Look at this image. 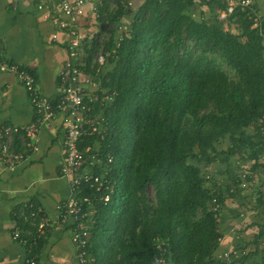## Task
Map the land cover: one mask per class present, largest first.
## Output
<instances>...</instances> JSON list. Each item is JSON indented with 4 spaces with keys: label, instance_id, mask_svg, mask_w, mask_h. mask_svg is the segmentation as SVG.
I'll return each instance as SVG.
<instances>
[{
    "label": "trees",
    "instance_id": "obj_1",
    "mask_svg": "<svg viewBox=\"0 0 264 264\" xmlns=\"http://www.w3.org/2000/svg\"><path fill=\"white\" fill-rule=\"evenodd\" d=\"M193 1L144 0L119 41L116 25L129 7L108 11L101 18L114 24L104 42L106 71L90 62L96 45L86 49L83 71L95 75L111 98L101 113L104 135L77 143L95 151L92 142H99L94 173L113 185L108 202L95 205L89 249L95 264H156L157 238L168 264H247L257 256L255 264H264V220L253 248L215 256L223 233L209 202H223L235 191L222 188L214 173L206 178L198 166L224 155L233 182L229 159L236 154L253 159L252 170L260 166L258 135L249 129L264 114V28L253 26L251 12L239 7L226 17L236 32L217 18L195 19L188 12ZM197 1H221L226 8L225 0ZM224 140L228 146L218 150ZM257 200L261 208L260 194Z\"/></svg>",
    "mask_w": 264,
    "mask_h": 264
},
{
    "label": "crops",
    "instance_id": "obj_2",
    "mask_svg": "<svg viewBox=\"0 0 264 264\" xmlns=\"http://www.w3.org/2000/svg\"><path fill=\"white\" fill-rule=\"evenodd\" d=\"M143 2L131 0L135 4L134 12ZM250 2L264 28V0ZM221 4V1L212 5L200 4L194 0L188 12L195 19L217 18L223 27L236 32L237 25L228 24L225 7ZM104 9L99 15L92 13L86 4L84 16L76 17L78 29L92 38L90 43H94L95 37L107 28L114 27L112 22L101 20L109 13L107 8ZM61 19H66V15L59 0H0L2 57L34 74L39 91L53 98L60 92L59 72L68 55L69 36L55 23ZM120 25L127 27L124 23L116 27ZM31 122L38 126L33 137L37 149L14 167L6 166L0 159V264H29L30 260L33 264H76V250L71 241L73 224L69 219L62 222L57 210L58 204L70 195L69 179L59 171L64 161V113L58 112L51 121L38 123L18 78L13 73L0 72V126L21 127ZM14 139L16 149L21 148L20 136L16 135ZM92 146L94 150L99 147L95 142ZM82 149L85 156L94 152L89 145ZM212 173L219 175V172ZM229 201L227 199L226 203ZM29 204L41 207L48 219L49 226L41 232L26 219ZM229 215L233 218L229 223L224 222L226 218L220 221L218 218L223 237L225 233L230 235L240 231L244 223L241 220L246 219L241 217L247 216H242L241 212ZM16 228L20 229L22 239L13 236Z\"/></svg>",
    "mask_w": 264,
    "mask_h": 264
},
{
    "label": "built area",
    "instance_id": "obj_3",
    "mask_svg": "<svg viewBox=\"0 0 264 264\" xmlns=\"http://www.w3.org/2000/svg\"><path fill=\"white\" fill-rule=\"evenodd\" d=\"M104 1L105 5L103 4ZM59 3L63 13L66 15V19L55 20V23L58 29L66 31L69 36L67 44L68 55L58 77L59 94L54 98L45 96L39 91L34 74L17 63L6 61L1 54V39L0 72H10L18 78L25 89L38 123L51 121L58 112L64 113V137L62 142L64 161L60 164L59 171L69 179L70 195L65 201L58 204V217L62 222L69 219L73 224L71 241L76 250V264H95V259L89 251L90 227L94 221L95 205L97 202H108L113 185L110 184L104 174L94 173V166L100 163L98 150H95L89 156H85V152L77 146L78 141L84 136L96 134L102 137L105 133L104 125L106 122L101 113L94 112L98 96L95 93L87 92L82 85V74L84 72L82 67L86 65V49L89 48L92 38L88 37L84 31L78 29L76 17L84 16L86 4L90 6L92 13L97 14L100 6H103V10L107 8L109 11L112 8H118L120 5L125 8L129 7L132 3L131 0H59ZM236 7L251 12L253 26L260 22L256 11L251 6L250 0H226L225 13H231ZM262 36L264 38V34ZM108 37L109 35L103 38L100 34L95 37L94 44L96 46L100 45V51L98 50L99 52H95L91 57L98 66L104 63L107 53L104 51L103 40H107ZM115 39L119 41L121 35L115 37ZM90 84L95 88L96 84L94 81H91ZM252 131L258 135V143L261 147L260 155L256 160L260 166L252 170L253 159H245L247 160L246 162L251 163L249 165L238 159L237 165L239 168L232 169L235 183L232 180L231 183H234V185L232 187L229 185V191L231 192L237 187L248 190L249 188L256 189L258 185L263 184L262 186H264V183L261 184L256 179L258 178L256 172L264 171V114L259 116ZM37 132L38 126L35 122L21 127L14 125L0 126L1 161L8 167H14L24 161L31 152L37 149L33 141V137ZM16 135L20 136L21 148L19 149L15 147L14 137ZM110 159L108 158V161ZM205 177L209 178V175L207 174ZM84 187L93 189L95 193L92 195L85 194L83 192ZM256 191H260L258 195H261L263 202L259 212L261 216H264V188ZM211 202L212 210L214 212L219 211L220 202L216 198H212ZM28 208L26 219L32 222L38 232L49 226L48 219L41 207L29 204ZM236 228L239 229L240 226L236 225ZM13 236L22 239L19 228L13 231ZM155 246L158 250L155 263L168 264L164 256L163 243L158 238ZM229 254V252H224L223 258L227 259ZM29 264H33V261L30 260Z\"/></svg>",
    "mask_w": 264,
    "mask_h": 264
},
{
    "label": "rangeland",
    "instance_id": "obj_4",
    "mask_svg": "<svg viewBox=\"0 0 264 264\" xmlns=\"http://www.w3.org/2000/svg\"><path fill=\"white\" fill-rule=\"evenodd\" d=\"M128 8V7H126ZM117 8H112L110 9V14H113L116 11ZM135 11V4H131V6H129V11L122 14L119 17V24L120 23H124L128 26V24H130L131 20H132V15ZM123 16V17H122ZM122 17V18H121ZM121 18V19H120ZM118 24V25H119ZM112 28V26L110 27ZM126 27L120 25V27H116L115 29V33H114V38L116 36H120L122 34V32H124ZM119 29V30H118ZM95 30V29H94ZM118 30V31H117ZM95 32V31H93ZM103 38H106L107 35H109L110 33L108 31H104L103 33H100ZM106 39L103 40V42H105ZM90 48V47H89ZM100 45H97L94 52L91 53V55H93L95 52L98 53L100 50ZM99 50V51H98ZM88 56L87 52H86V57ZM106 59V57H105ZM104 59V63L100 66H98L96 64V66L101 67L100 70L101 71H106V69L110 66V64H108ZM90 62L91 64H95L93 58H90ZM87 65V62H86ZM85 65V66H86ZM223 69L231 76H233V72L231 70H229L228 68H226L225 66L223 67ZM85 72V71H84ZM82 74V85L86 88V90L90 93H95L98 96V101L95 103V108L97 109V112L94 110V112L96 113H102V108H104L105 106H107L111 100L110 96H108L106 94L107 89L104 87H101L99 80H97V77H95V75L85 72ZM91 81L95 82V88L90 84ZM97 146H99V142L95 143ZM228 146V141L224 140L221 143H219L217 145V149L218 150H225L226 147ZM238 154H236L235 156L231 157L229 159V162L231 164V169L234 168H239V166L237 165V160H238ZM224 155H219V157L214 161L211 162L209 164H198V166L201 168L202 172L204 174H208V175H213V171L215 172H219V175H215V179L217 180L218 184H220L223 188H225L227 185H230V187H232V185H234V183L232 184L230 182V179L227 178V164L224 162H220L221 158H223ZM242 161H244L243 163L246 165H249L251 163L246 162L247 160L245 159H240ZM188 161H190L188 159ZM94 169V168H93ZM260 170V169H259ZM256 176L258 178L257 181L264 183V171H257L256 172ZM208 183V186H210V183ZM263 185V184H262ZM262 185H258L256 189L254 188H249L248 190L246 189H234V194H232V197H227L226 199H223L224 202H220L221 206L219 208V221L224 220L227 221L228 223L230 222V218L231 216L229 215V213L233 214V213H243L242 216L247 215L245 217H241V218H246L241 220L243 223V226L241 227V230L236 232L235 234H231L228 235L227 233H225L224 237L222 236L220 238V243H218V248L215 250V256L221 257L223 258L224 252H229V253H234L235 255H239L240 253H242V249L244 248L245 250L248 248H253V244L251 242L254 234L258 231L259 229V223L263 222V216H261L260 212H259V206H258V192L256 191L257 189H262L264 188V186ZM215 189V187H214ZM263 193V192H262ZM147 194L149 198H153V189L149 186L147 189ZM220 194L222 196H227L224 192L223 189H221ZM263 196V195H262ZM229 199L230 201L228 203H226V200ZM211 208L212 210V202L210 200L209 202V209ZM233 218H231L232 220ZM240 221V222H241ZM260 221V222H259ZM259 222V223H258ZM242 225V224H241ZM228 235V236H227ZM264 248V236L263 238H261L260 242H259V250ZM261 258L259 256L255 257L254 259H251L249 261V263L247 264H255V262H260Z\"/></svg>",
    "mask_w": 264,
    "mask_h": 264
}]
</instances>
